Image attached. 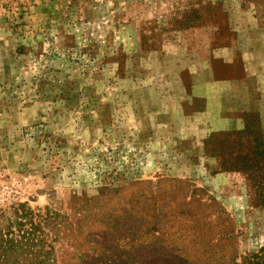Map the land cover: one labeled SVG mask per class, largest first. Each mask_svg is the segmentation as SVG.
Segmentation results:
<instances>
[{"label":"rangeland","instance_id":"1","mask_svg":"<svg viewBox=\"0 0 264 264\" xmlns=\"http://www.w3.org/2000/svg\"><path fill=\"white\" fill-rule=\"evenodd\" d=\"M224 81L241 130L199 134L182 110ZM263 203L264 0H0V210L49 213L52 261L95 264L70 244L108 211L110 264H240Z\"/></svg>","mask_w":264,"mask_h":264},{"label":"trees","instance_id":"2","mask_svg":"<svg viewBox=\"0 0 264 264\" xmlns=\"http://www.w3.org/2000/svg\"><path fill=\"white\" fill-rule=\"evenodd\" d=\"M98 213H101L99 214L101 215L100 220H98ZM98 213L95 212V215H91V217L88 215V229H90L91 236L88 235L86 240L85 238L83 239L84 245L73 243L70 245L74 247L77 253L81 252V254H85L83 251L86 252L89 250L92 254L97 253V256L91 259L95 264H110V260H112L114 254H116L117 249L114 247L115 242L104 238L105 233L110 236L120 229L125 228L126 219L128 217L122 215H115L118 217H113V214L108 213V211ZM223 215L225 218L229 219V216L225 214V212ZM1 218H5L6 221L3 225H0V264H56L55 260H51V256L54 251L53 244L57 242L58 235L56 236L54 234L55 238H52V235L49 237L43 231V228L49 225L53 218L49 213L37 216L36 218H30V215L26 211H19L17 208H11V213L8 216H6L5 210H0V219ZM82 218H87V215ZM98 223L102 226V230L96 228V224ZM86 224L87 222L83 224L82 228H80L79 225L77 226L76 232L79 236L84 234L81 231L86 228ZM55 225L56 223L54 227ZM140 233L145 235L147 232L143 227H140ZM155 233L156 231H153V234ZM215 237L216 238H212V242H216L217 246H222L223 240L233 237V234L232 232H228V234H216ZM139 239V237H136L134 242H139ZM155 240H157V238H155ZM68 241L72 242V240L69 239ZM132 241L133 239L129 238L126 242H122L123 247H129ZM148 247H150V245L145 248ZM85 257L80 255L77 264H84ZM218 259L222 260L223 258L220 256ZM224 264H235V262L232 258L228 263ZM240 264H264V245L257 252L246 255Z\"/></svg>","mask_w":264,"mask_h":264},{"label":"crops","instance_id":"3","mask_svg":"<svg viewBox=\"0 0 264 264\" xmlns=\"http://www.w3.org/2000/svg\"><path fill=\"white\" fill-rule=\"evenodd\" d=\"M246 65H244L245 67ZM238 84L235 82H219L214 84L203 83L200 87V93L197 86L194 85L193 99H202L203 107L201 110L190 111L187 113L182 110V115L187 120L194 121L199 131V134H211L216 132L229 133L241 130V117L240 113H244L245 108L238 105L233 100V94L230 91L236 89ZM206 92V93H203ZM217 91H228L229 94L224 95L219 99ZM230 96L228 99L226 96ZM219 99V100H218ZM243 110V111H242ZM197 122V123H196Z\"/></svg>","mask_w":264,"mask_h":264}]
</instances>
